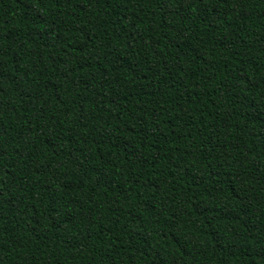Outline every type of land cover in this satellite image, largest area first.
<instances>
[{
    "label": "trees",
    "instance_id": "trees-1",
    "mask_svg": "<svg viewBox=\"0 0 264 264\" xmlns=\"http://www.w3.org/2000/svg\"><path fill=\"white\" fill-rule=\"evenodd\" d=\"M0 264H264V0H0Z\"/></svg>",
    "mask_w": 264,
    "mask_h": 264
}]
</instances>
